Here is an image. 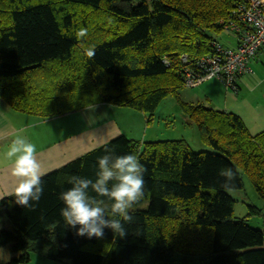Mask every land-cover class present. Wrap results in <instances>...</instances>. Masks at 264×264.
<instances>
[{
  "label": "trees",
  "instance_id": "16d2710c",
  "mask_svg": "<svg viewBox=\"0 0 264 264\" xmlns=\"http://www.w3.org/2000/svg\"><path fill=\"white\" fill-rule=\"evenodd\" d=\"M245 1L0 0V100L10 109L49 120L105 105L152 118L175 96L212 149L120 135L48 173L34 211L15 196L0 202L10 226L0 230V249L12 254L6 264H27L33 254L66 264H264V230L233 216L220 175L232 168L234 189L247 175L264 202V131L253 135L239 116L180 97L186 73L203 74L200 58L228 48L222 33L239 40ZM82 27L88 34L77 39ZM105 149L138 157L147 169L145 195L130 210L125 238L108 228L103 239L79 237L58 197L72 175L95 180Z\"/></svg>",
  "mask_w": 264,
  "mask_h": 264
},
{
  "label": "rangeland",
  "instance_id": "374dc122",
  "mask_svg": "<svg viewBox=\"0 0 264 264\" xmlns=\"http://www.w3.org/2000/svg\"><path fill=\"white\" fill-rule=\"evenodd\" d=\"M220 37L224 43L222 45L228 48H233L237 42L232 33L224 32ZM251 65V72L239 80V94L228 89L221 80L211 78L193 88L184 86L180 97L183 102L233 113L242 119L250 133L259 134L264 131V51ZM179 101L175 96H168L160 103L152 118L129 108L99 106V113H95L97 109H88L59 118L41 120L34 115L13 111L1 100L0 110L5 111L17 126L25 127L18 136L26 140H67L70 136H77L111 118L119 125L122 133L127 134L130 139L142 142V145L145 142L184 139L195 153L211 151L203 142L197 124L185 115ZM242 180V189L228 191L235 201L233 216L236 219H246L248 225L254 229L264 230V202L252 180L243 173ZM251 207L257 208L259 214L253 213ZM5 253L11 259L10 247L0 249L1 255ZM27 264L66 263L50 261L33 254Z\"/></svg>",
  "mask_w": 264,
  "mask_h": 264
},
{
  "label": "clouds",
  "instance_id": "9594fccd",
  "mask_svg": "<svg viewBox=\"0 0 264 264\" xmlns=\"http://www.w3.org/2000/svg\"><path fill=\"white\" fill-rule=\"evenodd\" d=\"M87 34L88 30L82 27L76 37L82 39ZM236 45L237 42L234 47ZM86 54L89 58L94 57V47L87 49ZM36 152L33 143L18 136L5 153L8 159L15 157L11 174L19 178L9 195L15 196L17 205L33 211L43 195L42 177L45 175ZM97 163L95 180L81 175L70 176L68 183L72 186L58 197L64 205L60 209L61 216L67 226L76 229L75 234L79 237L103 239L104 229L108 228L115 236L125 238L128 234L126 224L133 222L130 210L145 195L144 174L147 169L136 155H116L109 149L97 158ZM220 175L225 177L222 187L232 191L236 173L232 168H225Z\"/></svg>",
  "mask_w": 264,
  "mask_h": 264
},
{
  "label": "crops",
  "instance_id": "0c3cea01",
  "mask_svg": "<svg viewBox=\"0 0 264 264\" xmlns=\"http://www.w3.org/2000/svg\"><path fill=\"white\" fill-rule=\"evenodd\" d=\"M257 60L258 57L255 61ZM99 106L107 107L105 105H97L88 109H97L95 113H99ZM88 109L86 110L88 111ZM24 128L17 126L6 115L5 111L0 110V196H3V199L14 197V195H9V193L13 192L19 179L11 174L15 157L8 159L5 153L8 151L12 141L16 139ZM120 135L128 137L127 134L122 133L119 125L113 119L109 118L89 130H84L77 136H70L67 140L27 141L36 146L37 159L41 164V170L47 175ZM3 199H0V202ZM9 227L8 222L0 211V230L10 229ZM9 258L10 255L6 253L3 255L0 254V264H6L5 262H8L10 260Z\"/></svg>",
  "mask_w": 264,
  "mask_h": 264
},
{
  "label": "built area",
  "instance_id": "2783aa9c",
  "mask_svg": "<svg viewBox=\"0 0 264 264\" xmlns=\"http://www.w3.org/2000/svg\"><path fill=\"white\" fill-rule=\"evenodd\" d=\"M241 8V21L245 25L239 31L236 47H219L212 56L200 58L203 74L188 71L184 78L187 87H195L208 79L217 78L228 89L238 92L240 75L248 71L247 64L264 51V0H246Z\"/></svg>",
  "mask_w": 264,
  "mask_h": 264
}]
</instances>
